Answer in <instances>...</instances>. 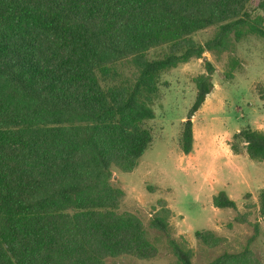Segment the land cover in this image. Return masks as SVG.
Masks as SVG:
<instances>
[{
  "label": "trees",
  "instance_id": "1",
  "mask_svg": "<svg viewBox=\"0 0 264 264\" xmlns=\"http://www.w3.org/2000/svg\"><path fill=\"white\" fill-rule=\"evenodd\" d=\"M253 1L0 0V264L158 256L144 224L120 213L124 193L112 186L111 170L134 171L151 147L146 122L156 117L162 72L225 49L232 35L264 39L250 10ZM214 26L211 40H194ZM32 29L53 38L66 58L54 61ZM164 46L162 58H148ZM125 59L138 66L134 80L118 68ZM205 66L183 123L185 155L194 146L192 119L214 88L215 67L208 60ZM233 139V152L243 145L252 160L264 161V132L246 128ZM159 205L150 228L166 236L179 264H194L193 251L172 236V211ZM213 205L237 209L225 191ZM260 214L264 219V191ZM196 238L210 248L220 244L210 231H198ZM238 259L225 253L209 264Z\"/></svg>",
  "mask_w": 264,
  "mask_h": 264
},
{
  "label": "rangeland",
  "instance_id": "2",
  "mask_svg": "<svg viewBox=\"0 0 264 264\" xmlns=\"http://www.w3.org/2000/svg\"><path fill=\"white\" fill-rule=\"evenodd\" d=\"M254 0L250 10L264 28V9ZM218 27L196 33L200 44L211 40ZM46 54L65 59L53 38L32 29ZM168 47L153 49L150 60L160 59ZM215 67L214 88L193 117L194 146L189 155L180 147L183 123L196 94V80L206 74L205 61ZM125 78L134 80L138 66L132 59L117 63ZM159 92L153 101L155 119L147 121L153 143L138 167L124 173L112 168L111 184L124 193L121 214L137 217L159 248L152 260L131 256L111 258L104 264H179L166 236L150 228L159 202L172 211L171 233L179 243L193 251L194 264H209L225 253L239 255L234 264H264V219L260 214V195L264 191V161L252 160L243 145L231 150L233 136L250 128L264 132V39L247 34L241 41L232 35L226 48L208 51L162 72ZM225 191L237 209H218L214 196ZM210 231L219 245L210 248L196 238V232ZM243 255V257H242Z\"/></svg>",
  "mask_w": 264,
  "mask_h": 264
}]
</instances>
